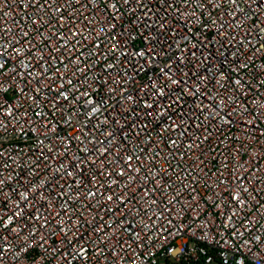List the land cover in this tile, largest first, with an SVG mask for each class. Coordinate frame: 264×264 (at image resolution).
<instances>
[{
	"label": "built area",
	"instance_id": "obj_1",
	"mask_svg": "<svg viewBox=\"0 0 264 264\" xmlns=\"http://www.w3.org/2000/svg\"><path fill=\"white\" fill-rule=\"evenodd\" d=\"M262 45L253 0H0V264H264Z\"/></svg>",
	"mask_w": 264,
	"mask_h": 264
},
{
	"label": "snow or ice",
	"instance_id": "obj_2",
	"mask_svg": "<svg viewBox=\"0 0 264 264\" xmlns=\"http://www.w3.org/2000/svg\"><path fill=\"white\" fill-rule=\"evenodd\" d=\"M37 2H38V0H37ZM77 2H79V0H77ZM127 2H128V0H125V3H127ZM231 2L233 4H235L236 3V0H231ZM253 2L254 3H257L258 2L260 5H264V0H253ZM105 3H106V0H105ZM111 7L114 8V7H116V5L113 4V5H111ZM73 34H75V33H73ZM25 35H27V34L25 33ZM262 47H264V45H262ZM0 55H2V54H0ZM139 55L143 56L144 53H139ZM2 67H3V65H0V68H2ZM160 71L163 72V69H161ZM165 75H167V74L165 73ZM169 79L172 80V83L173 84H178L179 83L178 80L172 79V77H169ZM237 83H239V81H237ZM61 95H63V93H61ZM65 98H67V97H65ZM128 99H132V98L131 97H128ZM177 100H179V98H177ZM146 107L150 109V108H152V105L151 104H148V105H146ZM169 107H171V104L169 105ZM95 111H96V109H93V112H95ZM146 115L151 116L152 115V112L149 111V112L146 113ZM172 143L174 144L175 141H173ZM131 159H132L131 157H128V161H131ZM123 174H124L123 172L120 173L121 176ZM69 175H70V173H69ZM2 183H3V181H0V184H2ZM90 195H96V193H90ZM25 198H26V194H25ZM111 199H112V196H108V200H111ZM234 199H238V197H234ZM15 215L16 216H19L20 213L17 212V213H15ZM11 219H12V217H9V221H11ZM13 231H15V229H13ZM3 251H4L3 247H0V260L3 259ZM219 264H225V261H223V259H221L219 261ZM227 264H235V258L234 257L230 258V260L227 262Z\"/></svg>",
	"mask_w": 264,
	"mask_h": 264
}]
</instances>
